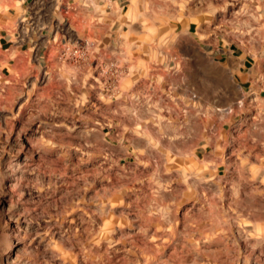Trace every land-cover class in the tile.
I'll list each match as a JSON object with an SVG mask.
<instances>
[{
	"label": "rangeland",
	"instance_id": "374dc122",
	"mask_svg": "<svg viewBox=\"0 0 264 264\" xmlns=\"http://www.w3.org/2000/svg\"><path fill=\"white\" fill-rule=\"evenodd\" d=\"M65 2L0 0V264H264V0Z\"/></svg>",
	"mask_w": 264,
	"mask_h": 264
},
{
	"label": "crops",
	"instance_id": "0c3cea01",
	"mask_svg": "<svg viewBox=\"0 0 264 264\" xmlns=\"http://www.w3.org/2000/svg\"><path fill=\"white\" fill-rule=\"evenodd\" d=\"M51 1L53 2L50 6L49 0H20L21 8L24 11L19 19L23 34L7 35L10 37L5 38V41L2 42L6 51L11 50L14 51V54H21L24 40H28V44L38 55H42V53L46 55L58 47L56 44L59 41V33L55 32V28H58L62 24V20L65 19L63 9H66V0ZM70 1L73 2L71 5H69ZM68 5V8L71 6L75 10L80 9V11H84L85 7L89 8L87 0H68ZM115 16L114 14L112 17L115 18ZM112 22L116 24V20ZM29 28L32 29L30 34L28 33ZM19 38L20 41L17 42L16 40Z\"/></svg>",
	"mask_w": 264,
	"mask_h": 264
},
{
	"label": "built area",
	"instance_id": "2783aa9c",
	"mask_svg": "<svg viewBox=\"0 0 264 264\" xmlns=\"http://www.w3.org/2000/svg\"><path fill=\"white\" fill-rule=\"evenodd\" d=\"M88 46V43H85V45H83L82 47L78 48V49H75L73 51V54L75 55H79V54H82L84 55L86 53V47Z\"/></svg>",
	"mask_w": 264,
	"mask_h": 264
}]
</instances>
